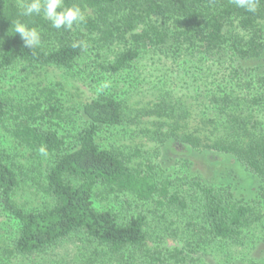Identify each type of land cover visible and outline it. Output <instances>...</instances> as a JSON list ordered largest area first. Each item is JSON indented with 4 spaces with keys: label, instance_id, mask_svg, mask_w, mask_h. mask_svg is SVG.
<instances>
[{
    "label": "trees",
    "instance_id": "trees-1",
    "mask_svg": "<svg viewBox=\"0 0 264 264\" xmlns=\"http://www.w3.org/2000/svg\"><path fill=\"white\" fill-rule=\"evenodd\" d=\"M24 2L0 0V78L19 66L78 71L92 43L124 45L112 60L96 62L100 85L104 75H134L148 55L179 61L186 50L189 59L182 70L197 82L202 64L231 65L230 73L217 71V80L223 72L227 86L218 85L209 101L233 133L216 140L213 149L218 157L234 160L235 167L257 182V196L264 197V74L254 67L264 55V0L256 13L238 9L230 0H65L66 6L93 13L71 31L52 28L42 14L19 15ZM16 20L40 31L41 47H24L14 33ZM75 41L88 46L74 48ZM96 66L87 63L82 69ZM232 84H239L241 94L235 85L228 87ZM112 86L76 111L60 104L52 89L25 101L0 96V131L31 152L45 146L50 158L38 185L49 204L28 210L15 196L21 181L30 177L0 150V212L17 223L8 249L0 243V264L13 257L34 260L70 242L79 245L80 264H202L196 246L238 243L250 229L256 200L238 198L232 185L241 172L233 170L232 184L221 182L219 188L199 175L165 179L153 161L133 167L131 157L99 143L127 119ZM147 114L174 120L189 116L170 95H163ZM71 124L77 125L76 132L61 134V125ZM152 139L162 145L170 139L188 149L201 144L199 137L184 133H155ZM101 187L131 197L122 201L123 219L113 211L96 210L94 196ZM152 226L173 237L183 234L185 245L150 247Z\"/></svg>",
    "mask_w": 264,
    "mask_h": 264
},
{
    "label": "rangeland",
    "instance_id": "rangeland-1",
    "mask_svg": "<svg viewBox=\"0 0 264 264\" xmlns=\"http://www.w3.org/2000/svg\"><path fill=\"white\" fill-rule=\"evenodd\" d=\"M83 12L86 18L93 16L90 10ZM95 44L90 45L84 64L96 66V62L100 63L101 59L112 60L124 49V45L115 44L106 47ZM98 56L100 60H96ZM188 59L186 50L179 61H175L173 57L160 59L157 55H148L140 66H137L138 70H135L134 75L114 78H107L104 75L101 82L113 85V88H110L111 92L125 105L127 119L122 128L107 133L99 143L131 157L130 166L139 168L142 164L153 161L160 165L158 171L161 178L184 181L187 176L199 175L217 188L221 182L233 183L238 198L256 200L253 202L257 206L253 224L245 231L241 242L201 244L195 247L196 256L202 260V264H264V197L257 196V182L235 167L234 160L218 157L213 149L216 140L231 137L233 133L222 115L218 113L215 115L209 101L212 94L219 92L218 85L227 86L223 72L230 73L232 66L206 62L201 65L202 71L197 75V82L191 78V74L188 75L182 70L184 66L181 64ZM84 64L75 72L54 67L19 66L0 78V96L25 101L41 96L45 89H52L60 104L76 111L97 97V89L100 86L96 77L99 72L97 66L92 71L86 72L82 69ZM254 67L257 68L258 73L264 74V55ZM220 70L223 71H221L222 76L217 80V71ZM238 78V81L244 80V77ZM243 83L241 81V84ZM233 85L236 92L241 94L239 84L228 87ZM163 95H170L172 100L179 102L189 116L179 120L149 116L148 110L159 103ZM251 103L243 105L247 107ZM61 127L59 128L61 134L69 135L76 132L77 125L71 124L67 127L61 125ZM155 133L169 135L184 133L199 137L201 144L196 149H188L177 146L169 139L162 145L152 139ZM0 150L8 155L6 160L9 163L14 162L15 166L30 177L21 181L15 196L16 203L28 210L41 209L49 204L48 198L38 186L50 164L49 156L21 148L3 131H0ZM233 170L241 174L240 179L231 183L230 173ZM128 198L131 199L129 195L111 193L101 187L96 190L94 206L100 212L113 211L123 219L126 212L124 213L122 201ZM154 228L155 226H152L149 230L150 247L161 244L164 248L172 249L185 245L183 234L173 237L163 230L156 231ZM16 230L17 223L0 212V235L3 238L0 239L2 241L0 243L3 248L8 249L9 238ZM78 246L70 242L34 260L27 261L13 257L6 259L2 264H80Z\"/></svg>",
    "mask_w": 264,
    "mask_h": 264
},
{
    "label": "clouds",
    "instance_id": "clouds-1",
    "mask_svg": "<svg viewBox=\"0 0 264 264\" xmlns=\"http://www.w3.org/2000/svg\"><path fill=\"white\" fill-rule=\"evenodd\" d=\"M230 2L236 8L243 9L245 12L256 13L261 0H230ZM21 8L22 11L19 15L32 17L42 14L44 19L50 21L51 27L57 30L64 29L71 31L74 27H78L87 22L83 10L75 4L66 6L65 0H25ZM13 26L14 33L20 35L25 48L35 50L41 47V33L37 28H29L27 24L19 20L13 21ZM87 46V42L85 41H75L72 45L74 48H87ZM109 86L107 82L102 83L97 89V94L103 93ZM39 153L47 156V148L41 146Z\"/></svg>",
    "mask_w": 264,
    "mask_h": 264
}]
</instances>
